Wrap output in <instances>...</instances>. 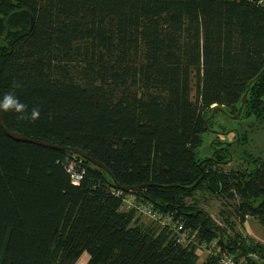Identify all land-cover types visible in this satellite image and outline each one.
Here are the masks:
<instances>
[{
  "label": "trees",
  "instance_id": "16d2710c",
  "mask_svg": "<svg viewBox=\"0 0 264 264\" xmlns=\"http://www.w3.org/2000/svg\"><path fill=\"white\" fill-rule=\"evenodd\" d=\"M263 69L264 0H0V103L26 105L0 109L5 131L77 149L111 174L0 129V264H198L203 253L201 264L221 253L264 264V245L229 235L248 218L264 232V161L244 152L232 167L233 143L195 157L203 134L228 133L212 110L234 116L245 94L236 124L255 123L236 144L263 128ZM33 108L38 119L20 118ZM116 192L195 239L143 224ZM197 192L222 204L226 227Z\"/></svg>",
  "mask_w": 264,
  "mask_h": 264
},
{
  "label": "rangeland",
  "instance_id": "374dc122",
  "mask_svg": "<svg viewBox=\"0 0 264 264\" xmlns=\"http://www.w3.org/2000/svg\"><path fill=\"white\" fill-rule=\"evenodd\" d=\"M215 115H217L215 118V122L217 125L221 124V125H224V127L231 128V129L238 128V125L236 124L237 119L234 121H231L229 118L223 117L219 113H216ZM252 123H255V122H250L249 120H242L240 123V127L238 129H240L241 132L242 131L249 132V130L251 129L250 126L252 125ZM262 124H264V122ZM252 129H253V132L248 133V137H249L248 145L246 146L237 145L236 147H234V149H232V151L234 152L235 156H243L244 152H248L252 156L260 158L261 160L264 161V126L262 129L260 127H258L257 130L255 127H253ZM102 130L103 128L101 126L96 127L97 132H101ZM216 133L218 132L215 131L214 134L205 133L202 135L201 145L197 147L195 150V157L197 160H205L209 158L213 150L217 149L218 147H222V145H220L221 143H226L228 141L230 142L232 141L234 137V135L231 133L223 134L222 132H220L218 135H215ZM216 136H218V139L215 138ZM213 144L215 145L214 147L212 146ZM236 162L237 160L234 159L232 167L235 166L234 164ZM72 164H75V163H72ZM194 201L197 202L199 210H201L202 212H204L211 218L215 226L222 227V228L226 227L224 225L225 223L224 219L226 218V216L221 215V211L223 209L222 204L218 202L214 198V196H211L209 194H203L201 192H197L194 195ZM122 210H127V209L122 207ZM139 219H140V222H142L145 225L151 224L148 220L142 217H139ZM227 221L229 223H233V220L231 219H228ZM237 234L241 235L243 238L251 239L257 244L264 245V232L262 231L260 226L256 223V221L251 218L246 219L245 223H243L242 225H239L234 222V231L230 232L229 235L233 237V236H236ZM214 245L215 243L209 245V247H205V250L214 249L213 248ZM203 258H204V253L200 256V259H203ZM76 264H85L84 256L80 258Z\"/></svg>",
  "mask_w": 264,
  "mask_h": 264
},
{
  "label": "built area",
  "instance_id": "2783aa9c",
  "mask_svg": "<svg viewBox=\"0 0 264 264\" xmlns=\"http://www.w3.org/2000/svg\"><path fill=\"white\" fill-rule=\"evenodd\" d=\"M67 172L71 177V183L78 186L81 181L82 170L75 164H70L67 167ZM115 194L118 197L122 196L121 192H116ZM122 207L127 210H133L138 217L148 220L153 225H157L162 229H168L173 234L174 241L179 245H187L195 239V234H191L189 231L184 230L182 225L172 222L170 218L162 217L154 212L149 205L137 202L133 195L122 196ZM218 264H245V262L241 260L235 263L228 255L221 253Z\"/></svg>",
  "mask_w": 264,
  "mask_h": 264
},
{
  "label": "water",
  "instance_id": "95a60500",
  "mask_svg": "<svg viewBox=\"0 0 264 264\" xmlns=\"http://www.w3.org/2000/svg\"><path fill=\"white\" fill-rule=\"evenodd\" d=\"M264 73V69L262 70V72L254 79V83H256L258 81V79L260 78L261 74ZM245 100H246V94L243 96L242 98V101H241V104H240V107L238 108L237 110V113L235 116L233 117H229L231 120H236L240 114H241V111H242V108L244 106V103H245ZM216 113H219V114H225L224 110L221 108V107H218V108H215L212 110V113H211V116L210 118L214 117V115ZM209 119H207L205 121V125H207V122H208ZM0 129L4 132V134L17 141V142H25V143H30V144H34V145H37V146H42L44 148H48V149H53V150H63V151H67L69 153H71L72 155L74 156H77V157H80L86 161H89L90 163H92L93 165L99 167L100 169H102L103 171H105L108 175L111 176V174L109 173V171L102 165H100L99 163L95 162L94 160H92L91 158H89L88 156H86L84 153H82L81 151L77 150V149H67V148H63V147H60V146H56V145H52V144H48V143H44V142H40V141H34V140H31V139H27V138H24L18 134H14V133H9L7 131H5L4 127H3V124L1 122V117H0ZM208 130V129H207ZM209 131V130H208ZM229 160H231V158H229ZM199 182V180L192 186V188H194L197 183ZM119 190H127V191H137L138 188L137 187H134V188H131V189H123V188H119Z\"/></svg>",
  "mask_w": 264,
  "mask_h": 264
},
{
  "label": "clouds",
  "instance_id": "9594fccd",
  "mask_svg": "<svg viewBox=\"0 0 264 264\" xmlns=\"http://www.w3.org/2000/svg\"><path fill=\"white\" fill-rule=\"evenodd\" d=\"M0 109L7 112L9 110H15L17 113H26V105L21 103L12 95H5L3 102L0 103ZM40 112L38 108H33L29 115H21L20 118L30 121H35L39 118Z\"/></svg>",
  "mask_w": 264,
  "mask_h": 264
},
{
  "label": "flooded vegetation",
  "instance_id": "af4514ba",
  "mask_svg": "<svg viewBox=\"0 0 264 264\" xmlns=\"http://www.w3.org/2000/svg\"><path fill=\"white\" fill-rule=\"evenodd\" d=\"M242 110H243V108H242ZM237 113V112H236ZM241 113H242V111H241ZM223 115V114H222ZM236 115V114H235ZM234 115V116H235ZM241 115V114H240ZM224 117H227V118H229V117H233L232 115H228V114H226V116L225 115H223ZM240 117V116H239ZM238 117V118H239ZM238 118H237V120H238ZM230 119V118H229ZM231 120V119H230ZM231 121H234V120H231ZM240 127V126H239ZM238 127V128H239ZM238 128H227L226 129V131H228V133L227 134H229V133H231V134H233L234 135V137H233V139H232V141H228V142H226V143H224L225 145H222V147L223 148H227V145L226 144H228V143H233V146L232 147H230V152H232V154H233V156H234V158L232 159V160H234V159H236L237 161H239L240 162V160L238 159L239 157H244V154H243V156H235V154H234V152L232 151V149H234V147H236L237 146V144H236V141L239 139V133H238V130H240V129H238ZM216 132H218V134L220 133V132H222L223 134H225V132L223 131V130H216ZM241 132V131H240ZM217 137V138H216ZM215 138L216 139H218V136H216ZM216 142V141H215ZM234 142H235V144H234ZM218 148H220V147H218ZM231 161V160H230Z\"/></svg>",
  "mask_w": 264,
  "mask_h": 264
},
{
  "label": "crops",
  "instance_id": "0c3cea01",
  "mask_svg": "<svg viewBox=\"0 0 264 264\" xmlns=\"http://www.w3.org/2000/svg\"><path fill=\"white\" fill-rule=\"evenodd\" d=\"M84 256V258H85V263L87 262V260H88V256L86 255V254H83L82 256H81V258ZM204 259V258H203ZM203 259H199V262H198V264H201L202 263V261H203Z\"/></svg>",
  "mask_w": 264,
  "mask_h": 264
}]
</instances>
